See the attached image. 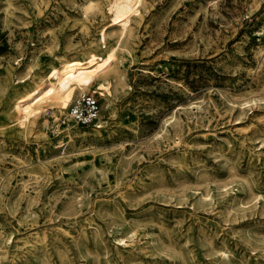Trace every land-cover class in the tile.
I'll list each match as a JSON object with an SVG mask.
<instances>
[{"label": "rangeland", "instance_id": "1", "mask_svg": "<svg viewBox=\"0 0 264 264\" xmlns=\"http://www.w3.org/2000/svg\"><path fill=\"white\" fill-rule=\"evenodd\" d=\"M85 1L0 0V264H264V0H145L98 128L11 125L99 50Z\"/></svg>", "mask_w": 264, "mask_h": 264}, {"label": "bare ground", "instance_id": "2", "mask_svg": "<svg viewBox=\"0 0 264 264\" xmlns=\"http://www.w3.org/2000/svg\"><path fill=\"white\" fill-rule=\"evenodd\" d=\"M144 2L145 0H108L107 11H102L106 14L107 21L97 30L96 42L100 46L99 50H88L82 57L63 59L59 62L53 60L42 81H34L36 83L32 88L19 95H12V111L16 116L11 125L18 124L23 127L27 122L34 121L41 111L45 110H42L45 105L61 112L75 96L90 88H94L93 92L97 90L100 95L105 96L113 81H122L123 77L116 65L121 61L119 51L123 48V40L131 33V21L141 15L140 8ZM82 9L85 14L101 11L99 4L94 0H86ZM111 38H115L114 41H111ZM24 80L22 77L17 81ZM261 99L264 102V97L256 100ZM256 100L253 102L256 103Z\"/></svg>", "mask_w": 264, "mask_h": 264}, {"label": "built area", "instance_id": "3", "mask_svg": "<svg viewBox=\"0 0 264 264\" xmlns=\"http://www.w3.org/2000/svg\"><path fill=\"white\" fill-rule=\"evenodd\" d=\"M99 101L93 93L83 92L73 98L66 108V113L61 122H73L80 126H92L98 128Z\"/></svg>", "mask_w": 264, "mask_h": 264}]
</instances>
